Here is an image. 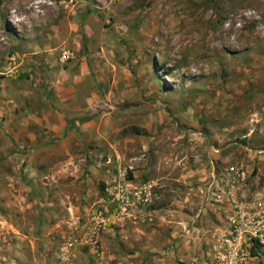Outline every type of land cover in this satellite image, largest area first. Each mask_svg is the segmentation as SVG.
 <instances>
[{
  "label": "rangeland",
  "instance_id": "1",
  "mask_svg": "<svg viewBox=\"0 0 264 264\" xmlns=\"http://www.w3.org/2000/svg\"><path fill=\"white\" fill-rule=\"evenodd\" d=\"M30 5L0 0V264H219L264 212V0Z\"/></svg>",
  "mask_w": 264,
  "mask_h": 264
},
{
  "label": "built area",
  "instance_id": "2",
  "mask_svg": "<svg viewBox=\"0 0 264 264\" xmlns=\"http://www.w3.org/2000/svg\"><path fill=\"white\" fill-rule=\"evenodd\" d=\"M209 164L214 169L213 161H209ZM211 177L214 178L213 173ZM117 201L120 202L122 211H125V207L129 205L127 196L119 193ZM235 208V214L230 218L228 235L217 245L224 254L213 256L212 261L219 264H240L242 258L239 253L246 242H254L264 247V212L255 210L248 201Z\"/></svg>",
  "mask_w": 264,
  "mask_h": 264
},
{
  "label": "clouds",
  "instance_id": "3",
  "mask_svg": "<svg viewBox=\"0 0 264 264\" xmlns=\"http://www.w3.org/2000/svg\"><path fill=\"white\" fill-rule=\"evenodd\" d=\"M51 0H34V5H30V7H34L36 6V11L39 12L40 9L38 7L39 4L41 3H50ZM13 16H14V19H13V23H20V22H26V17L24 16H15V10H13Z\"/></svg>",
  "mask_w": 264,
  "mask_h": 264
},
{
  "label": "trees",
  "instance_id": "4",
  "mask_svg": "<svg viewBox=\"0 0 264 264\" xmlns=\"http://www.w3.org/2000/svg\"><path fill=\"white\" fill-rule=\"evenodd\" d=\"M128 130H124V132H127ZM130 132L135 135H146V132L139 129L138 127H131ZM129 178L131 179V176L129 175ZM255 246L250 249V254H254ZM184 264V263H179Z\"/></svg>",
  "mask_w": 264,
  "mask_h": 264
},
{
  "label": "crops",
  "instance_id": "5",
  "mask_svg": "<svg viewBox=\"0 0 264 264\" xmlns=\"http://www.w3.org/2000/svg\"><path fill=\"white\" fill-rule=\"evenodd\" d=\"M117 257H118V255H117ZM114 254L111 256V258H113L114 260H116V258H117ZM81 258H83V259H81L82 260V262H83V264L85 263V260H86V257H81ZM119 258V257H118ZM110 263L111 264H113V261H110Z\"/></svg>",
  "mask_w": 264,
  "mask_h": 264
}]
</instances>
